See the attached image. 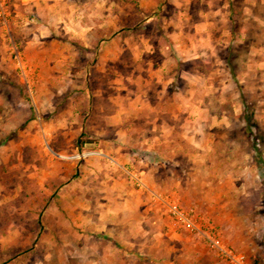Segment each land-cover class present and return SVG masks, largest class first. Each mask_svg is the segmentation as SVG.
Returning a JSON list of instances; mask_svg holds the SVG:
<instances>
[{
	"label": "rangeland",
	"instance_id": "rangeland-1",
	"mask_svg": "<svg viewBox=\"0 0 264 264\" xmlns=\"http://www.w3.org/2000/svg\"><path fill=\"white\" fill-rule=\"evenodd\" d=\"M141 91L161 148L118 161L99 117ZM140 159L168 181L139 188ZM154 192L227 205L223 238L264 264V3L0 0V264H230L146 213Z\"/></svg>",
	"mask_w": 264,
	"mask_h": 264
},
{
	"label": "crops",
	"instance_id": "crops-1",
	"mask_svg": "<svg viewBox=\"0 0 264 264\" xmlns=\"http://www.w3.org/2000/svg\"><path fill=\"white\" fill-rule=\"evenodd\" d=\"M263 3H264V0H260L261 6H263ZM83 86L84 85H80V87H83ZM84 90H86L85 87H84ZM82 99L85 102H87L89 105H91L92 101H91V97L90 96L83 97ZM162 104L163 103H162V99H161V101H159L157 103V105L161 106ZM102 110H103V108H102ZM157 110H158L157 107H155L153 102L150 101V99L147 97V94H145V93H143L141 91V93L139 95L135 96V98L132 101L117 102L116 105H115L114 112H111V113H108V114H104L105 116L103 115L104 116L103 119H102V117L101 118L99 117V119H101L102 122H103V120H105L107 128L109 130H112L113 131L112 133L115 134V136H117V139H119V141H120L119 146L115 149V151L119 152V154H120V158H117L118 161L128 162V161L131 160V158H129L127 155H125V154L122 155L120 152H121V149L125 147V145H127L128 143H131V140H133V137H137L138 136V144H139L138 146H140V148L142 150H145L146 152L154 153V152L158 151L161 148L160 146H157L158 142L156 140L158 138V130L160 132V135L163 134V132H161L163 130L162 127H161L162 125H160L159 122H156V123L153 124V120H152V116H151V114L154 113ZM135 120H137L138 123H135ZM101 125L102 126L100 127V129L97 128L99 130H96V134H102L101 131L103 129H105V126L103 124H101ZM149 126L151 127L150 131L154 135L153 138L150 137L151 134H150V132L148 130ZM134 141H137V140H134ZM103 144H105V142H103ZM103 144H100V148L102 150H104V151H107L106 155L109 156L110 155L109 151L106 150V148H104L106 146H103ZM140 161H142V162H140ZM140 161L139 162L142 164L141 167L143 165L146 166V167H143V169L141 168L140 170H138L137 174L141 175V178L143 179L144 183L146 184L147 189L149 188L147 184H149V186L152 187V184L155 185V181L158 184L166 183L168 181L166 179V177H168V176H166V177L164 176L163 177L161 175V173H159V170L155 169V166H154L155 162H150V159H147V160L146 159L145 160L144 159H140ZM139 168H140V166H139ZM173 174H174V172H173ZM176 178L175 177H173V178L171 177V180H172L171 183H176V185H178V183L179 184L183 183V182H180V181L179 182H175L174 180ZM191 178L194 179L193 176H191L190 179ZM186 183H189V182H186ZM191 183H195L196 184V182H193V181ZM185 184L183 183V186H179L180 194L183 193V195L185 196L186 195L185 191L191 190L192 191L191 200L193 201L192 203L194 204V202H195V204L196 205L198 204V206H204L205 204H204L203 200L205 198H203V200L199 199L196 187L195 186H191V188H187L186 187L184 189V185ZM172 186H173V184H172ZM181 189L183 191H181ZM194 189H196L195 192H194ZM139 191H141V189H139ZM152 192H153V190H152ZM165 193H167V192H165ZM161 194H163V193H161ZM136 195H137L135 197V199H136L135 204L136 205H135V207H131V208L135 211V213H137V215H140L142 213L139 211L140 210L139 206H140V204H142V202H143L142 200L143 199L140 197V193H138ZM163 195H166V194H163ZM169 196H170V194H169ZM172 198H174V197L172 196ZM148 203H150V197H147V204H146V206L144 208L145 212L149 213L150 211L148 212V208L152 207L154 212L158 213L157 205H155L157 202L155 203V201H152L151 205H149ZM180 204H181V206L183 208L190 209L189 206L183 204L182 202ZM189 205L191 206L192 204H189ZM212 206H213V210L208 209L210 211L205 212L206 213L205 216L206 215L207 216L210 215L212 217V222L216 223L219 226L220 230L223 229V228L225 229V227H227L229 222L232 223L233 220L236 219L234 213H231V212H223L222 213V212H220L222 210V208L227 206V205L211 203L209 205V207L212 208ZM196 208H195V210H196ZM165 220H167L166 224L169 227L170 234H172V236H174V237L179 235L178 234V229L173 225L171 219L168 218V216H165ZM207 220L211 221V219H207ZM179 233L181 235V234H183L185 232H183V233L179 232ZM226 242H227V240H226ZM227 243L229 245H231L229 242H227ZM249 245H250L249 243L246 244V249H248Z\"/></svg>",
	"mask_w": 264,
	"mask_h": 264
},
{
	"label": "built area",
	"instance_id": "built-area-1",
	"mask_svg": "<svg viewBox=\"0 0 264 264\" xmlns=\"http://www.w3.org/2000/svg\"><path fill=\"white\" fill-rule=\"evenodd\" d=\"M130 174L139 188H147L141 175L135 172H130ZM153 197L158 209H161L162 213L171 219L179 232L198 235L230 264H251L245 253L235 250L225 241L216 223L207 220L193 209L183 208L175 198L157 192L153 193Z\"/></svg>",
	"mask_w": 264,
	"mask_h": 264
}]
</instances>
